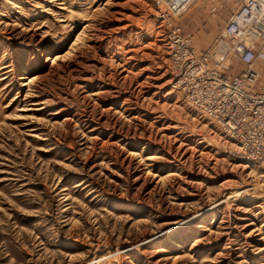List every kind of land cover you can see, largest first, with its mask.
I'll use <instances>...</instances> for the list:
<instances>
[{"label":"rangeland","instance_id":"1","mask_svg":"<svg viewBox=\"0 0 264 264\" xmlns=\"http://www.w3.org/2000/svg\"><path fill=\"white\" fill-rule=\"evenodd\" d=\"M229 9L183 33L208 48ZM168 63L153 0H0V264H264V164Z\"/></svg>","mask_w":264,"mask_h":264},{"label":"built area","instance_id":"2","mask_svg":"<svg viewBox=\"0 0 264 264\" xmlns=\"http://www.w3.org/2000/svg\"><path fill=\"white\" fill-rule=\"evenodd\" d=\"M153 2L168 50L172 88L220 128L238 158L264 164V85H258L255 68L264 62V0H223L234 9L203 50L183 33L180 20L193 0ZM236 62L243 68L230 73Z\"/></svg>","mask_w":264,"mask_h":264},{"label":"crops","instance_id":"3","mask_svg":"<svg viewBox=\"0 0 264 264\" xmlns=\"http://www.w3.org/2000/svg\"><path fill=\"white\" fill-rule=\"evenodd\" d=\"M229 11H230V13H231V9H229ZM230 13H229V14H230ZM259 64H260V66H259V71H260V72H259V73H261V76H260L261 79H260V80H261V82L264 83V62H263V63L260 62Z\"/></svg>","mask_w":264,"mask_h":264},{"label":"bare ground","instance_id":"4","mask_svg":"<svg viewBox=\"0 0 264 264\" xmlns=\"http://www.w3.org/2000/svg\"><path fill=\"white\" fill-rule=\"evenodd\" d=\"M56 58H58V55H55V56H54V59H56ZM54 59H52V60H53L52 62H54Z\"/></svg>","mask_w":264,"mask_h":264}]
</instances>
